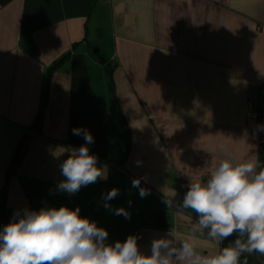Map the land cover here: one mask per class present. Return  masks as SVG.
Returning a JSON list of instances; mask_svg holds the SVG:
<instances>
[{
	"label": "crops",
	"instance_id": "0c3cea01",
	"mask_svg": "<svg viewBox=\"0 0 264 264\" xmlns=\"http://www.w3.org/2000/svg\"><path fill=\"white\" fill-rule=\"evenodd\" d=\"M261 97L264 0H0V228L17 211L66 205L106 228L109 243L135 235L144 253L169 230L187 235L198 217L180 205L190 179L206 180L224 158L219 145L258 157L264 131L246 105ZM120 115L130 144L122 162ZM78 127L92 134L89 152L107 179L69 194L57 184L62 161L85 143ZM136 178L149 208L165 206V228L140 224ZM113 188L111 208L130 217L104 206ZM172 189L168 208L163 190ZM236 238L217 245L197 233L198 250ZM244 259L264 264L259 253Z\"/></svg>",
	"mask_w": 264,
	"mask_h": 264
},
{
	"label": "clouds",
	"instance_id": "9594fccd",
	"mask_svg": "<svg viewBox=\"0 0 264 264\" xmlns=\"http://www.w3.org/2000/svg\"><path fill=\"white\" fill-rule=\"evenodd\" d=\"M264 131V125L257 126ZM73 135L85 143L73 148L60 164L57 190L77 193L81 187L107 179V170L98 167L88 145L92 134L82 127ZM224 158L212 168L206 180L190 179L181 203L182 210H192L198 219L187 235L169 230L152 241L151 252L140 251L137 237L129 235L114 244L108 241L106 228L80 215V208L42 207L24 209L0 228V264H241L242 254L264 255V165L258 157H240L229 153L223 144ZM143 198L150 191L132 181ZM120 194L113 188L103 196L104 206L115 215L130 217L124 207L111 208L109 201ZM177 193L163 190V203L174 206ZM18 217V218H17ZM207 235L220 245L229 237L236 239L215 253L198 250L197 233ZM243 264H248L247 259Z\"/></svg>",
	"mask_w": 264,
	"mask_h": 264
},
{
	"label": "trees",
	"instance_id": "16d2710c",
	"mask_svg": "<svg viewBox=\"0 0 264 264\" xmlns=\"http://www.w3.org/2000/svg\"><path fill=\"white\" fill-rule=\"evenodd\" d=\"M63 58L59 59L58 61H56L50 68L48 71V74H50L52 72V70L58 65V63H60L62 61ZM111 85V76L109 75V86ZM43 104L41 105L35 120L33 121L34 125H39L40 122V116H41V110H42ZM120 119L124 125V129H125V134L127 135V139L125 142V147L124 150L122 152V156H121V162L124 160V158L126 157V155L129 152V148H130V144H129V138H128V131L126 128V125L124 124V119L122 117V115H120ZM152 201L150 200V197L147 195L146 197L143 198V206L141 211L139 212V221L141 225H147L150 224L155 228H165L166 227V219H167V211L165 210V206H156V208H149L151 206ZM226 242L223 241L222 244H224Z\"/></svg>",
	"mask_w": 264,
	"mask_h": 264
},
{
	"label": "built area",
	"instance_id": "2783aa9c",
	"mask_svg": "<svg viewBox=\"0 0 264 264\" xmlns=\"http://www.w3.org/2000/svg\"><path fill=\"white\" fill-rule=\"evenodd\" d=\"M263 100H264L263 97L259 98L257 101V105L255 106L250 103H247L246 105L247 117L256 121L257 126L261 124V115H262V109H263V104H264ZM263 151H264V136L261 135L259 138L258 158L262 165H263V160H262Z\"/></svg>",
	"mask_w": 264,
	"mask_h": 264
},
{
	"label": "rangeland",
	"instance_id": "374dc122",
	"mask_svg": "<svg viewBox=\"0 0 264 264\" xmlns=\"http://www.w3.org/2000/svg\"><path fill=\"white\" fill-rule=\"evenodd\" d=\"M259 150V149H258Z\"/></svg>",
	"mask_w": 264,
	"mask_h": 264
}]
</instances>
